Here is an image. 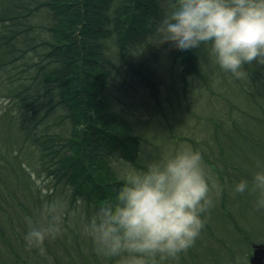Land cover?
Instances as JSON below:
<instances>
[{
    "label": "trees",
    "instance_id": "trees-1",
    "mask_svg": "<svg viewBox=\"0 0 264 264\" xmlns=\"http://www.w3.org/2000/svg\"><path fill=\"white\" fill-rule=\"evenodd\" d=\"M166 7L167 0H0V99L9 103L0 107V264H90L79 230L46 240V255L29 250L26 218L54 196L70 209L114 196L121 184L112 162H145L144 137L129 117L159 114L164 87L175 92L190 78L222 105L213 111L219 121L209 118L198 136L184 138L223 191L204 214L216 258L202 239L188 254L193 264H224L226 251V264L241 255L248 264L251 243L264 242V210L247 192H232L264 164V65L246 64L248 76L238 80L204 45L158 44ZM178 264L192 263L183 255Z\"/></svg>",
    "mask_w": 264,
    "mask_h": 264
},
{
    "label": "clouds",
    "instance_id": "clouds-1",
    "mask_svg": "<svg viewBox=\"0 0 264 264\" xmlns=\"http://www.w3.org/2000/svg\"><path fill=\"white\" fill-rule=\"evenodd\" d=\"M156 32L158 44L171 42L180 50L204 45L215 64L238 80L247 78L246 64L264 65V0H167ZM118 179L115 195L99 201L91 215L80 201L70 209L60 196L45 199L26 218V247L46 255L43 245L63 234L65 217L79 216L98 255L116 264H167L194 246L204 214L223 191L201 152L183 144L140 168L122 161ZM232 192H247L264 210V164Z\"/></svg>",
    "mask_w": 264,
    "mask_h": 264
},
{
    "label": "rangeland",
    "instance_id": "rangeland-1",
    "mask_svg": "<svg viewBox=\"0 0 264 264\" xmlns=\"http://www.w3.org/2000/svg\"><path fill=\"white\" fill-rule=\"evenodd\" d=\"M185 86H182V84L179 83L176 89L173 88L175 92L172 90H167L166 86L164 87L163 100H162L163 110L160 111L159 114L149 112V111H143V112H139L138 116L129 117L130 121L134 124L137 130L142 134V137H144V141H142L141 147H142V152L144 153L142 154H143L145 161L153 159V158H157L162 153L173 152L176 150V148L179 145H182V144L191 146L189 141L185 138H194L198 136L199 129L202 127V124L205 125V122L207 119L211 118L213 119L214 122H215V119L219 121V117L215 118L213 116L222 107V105L220 107L218 106L217 102L219 100H217V97L211 92H205L203 90L202 84L197 82L194 78H190L186 88L183 89ZM140 90L143 91L142 87H140ZM8 104L9 103L7 101H2L0 99V107L3 110L7 107ZM138 105L139 104H138V97H137L133 99V107L137 108ZM215 107H218V108L216 109L214 113L213 111ZM171 130L173 131V134L170 132ZM122 161L127 162L124 159H117L112 162V169L115 171L117 176H118V170L121 167ZM207 167L210 171H212L208 165ZM80 202L83 206L84 212L88 215H91V212L96 206L92 205L88 209L85 206L83 201H80ZM205 214L208 215L209 212ZM66 218H67V224H64V229L68 231L79 230L81 232L82 234L81 239H82L83 247H84L83 251L86 254V256L90 257L87 259L90 262V264H110V258H106L101 255H100L101 258L91 257L92 253L89 248V244L84 246V243L85 242L89 243L91 239L82 233L81 228L78 229V227H81L80 226L81 218L79 216L72 217L70 215L66 216ZM206 219L209 225L212 226L215 233L219 234L221 238L225 239V234L222 231H220V227L218 226V224H217V228H215L216 227L215 222H212V225H211L209 219L208 218ZM208 232L210 233V231L206 229L204 226L197 240L202 239L206 241L207 243L212 244L213 246L212 257L213 259H215L216 258V252H215L216 246H215V243L211 242ZM71 236H72V233H71ZM197 240L193 247L188 249L186 252L181 253L178 256V258L167 262V264L180 263L181 260L183 259V255H184L185 260L193 264V260H191L188 253H190L191 250L195 249V247L198 246ZM221 252L223 256L222 262L226 264V261L229 255L226 251H221ZM57 254L61 255V251H59ZM202 257H203V260H201L202 258L200 256H199V259L202 262L207 263L208 260L206 256L204 255V253H202ZM103 258H106L107 260H104ZM238 261H239V264H243L242 255L238 257ZM112 264H116V262H112Z\"/></svg>",
    "mask_w": 264,
    "mask_h": 264
},
{
    "label": "water",
    "instance_id": "water-1",
    "mask_svg": "<svg viewBox=\"0 0 264 264\" xmlns=\"http://www.w3.org/2000/svg\"><path fill=\"white\" fill-rule=\"evenodd\" d=\"M249 264H264V242L252 243Z\"/></svg>",
    "mask_w": 264,
    "mask_h": 264
}]
</instances>
